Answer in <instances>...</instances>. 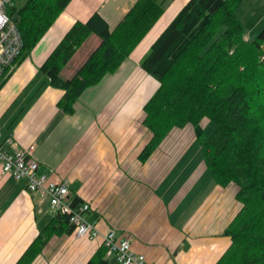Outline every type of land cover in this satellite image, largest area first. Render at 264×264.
<instances>
[{"label":"crops","instance_id":"crops-1","mask_svg":"<svg viewBox=\"0 0 264 264\" xmlns=\"http://www.w3.org/2000/svg\"><path fill=\"white\" fill-rule=\"evenodd\" d=\"M136 1L72 0L0 85V145L9 152L31 148L39 173L67 183L74 199L91 205L86 217L98 221L101 233L92 241L74 233L53 237L32 264H87L108 230L130 240L152 264H217L232 244L225 231L242 209L238 187H222L213 177H187L188 168L178 169L198 142L192 126L174 129L149 160L140 161L152 138L144 108L160 86L141 62L189 0H171L119 70L81 95L73 114L60 108L65 92L51 87L41 71L76 22L98 12L115 29ZM21 2L15 0L14 6ZM254 5L259 9L264 0ZM239 8L245 38L253 41L263 30L264 15L254 20L252 11L242 18ZM99 45L100 38L91 36L62 77H73ZM200 167L205 174L204 159ZM55 215L48 198L28 192L26 181L3 175L0 168V264H17ZM109 264L118 263L109 259Z\"/></svg>","mask_w":264,"mask_h":264},{"label":"trees","instance_id":"trees-1","mask_svg":"<svg viewBox=\"0 0 264 264\" xmlns=\"http://www.w3.org/2000/svg\"><path fill=\"white\" fill-rule=\"evenodd\" d=\"M72 0H23L9 10L23 38L26 58ZM171 0H137L115 29L98 12L76 22L41 67L53 88L65 92L60 108L116 73L163 16ZM243 0H189L142 59L159 81L144 108L152 138L140 154L145 163L174 129L190 125L207 169L222 187L235 184L242 209L226 229L232 244L217 264H264V28L246 40L237 15ZM100 45L70 79L62 71L87 40ZM216 125L208 137L202 122ZM82 201L74 199L75 204ZM69 216L58 213L17 264H32L46 242L73 234ZM102 245L87 264H109Z\"/></svg>","mask_w":264,"mask_h":264},{"label":"built area","instance_id":"built-area-1","mask_svg":"<svg viewBox=\"0 0 264 264\" xmlns=\"http://www.w3.org/2000/svg\"><path fill=\"white\" fill-rule=\"evenodd\" d=\"M14 2L0 0V85L16 69L24 46L21 32L9 14ZM0 168L3 175L16 181H26L28 192L48 198L53 212L68 215L77 237L92 241L101 235L98 221H90L86 217L91 205L75 204L67 183L54 182L46 174L39 173L40 165L31 148L9 152L0 145ZM103 245L107 251L106 258L114 259L118 264H152L145 255L132 249L130 240L118 237L114 230L103 235Z\"/></svg>","mask_w":264,"mask_h":264},{"label":"rangeland","instance_id":"rangeland-1","mask_svg":"<svg viewBox=\"0 0 264 264\" xmlns=\"http://www.w3.org/2000/svg\"><path fill=\"white\" fill-rule=\"evenodd\" d=\"M254 2H255V0H247L246 2H244L241 5L238 12L242 18L245 17L248 19L249 17H251L253 15L252 11L255 13L257 12L255 14L256 16L254 17V20H256L260 16L264 15V5L261 6V8H259V9L253 10L254 7H258L256 5H254ZM258 34H260V31L257 33V35H254L255 37H253V38H256V36H258ZM215 129H216V125L214 123L209 122V121L205 122V132H206L208 137H210L214 133ZM185 161L188 163V165L185 162L178 169H181V172H184L185 167L188 168L187 173H186L187 177H192V176L195 177V175H198V176L201 175L200 177H212L209 170L205 171L206 172L205 174H204V172L202 173V170H201V173H199V171H198L201 168L200 165L203 161L202 155H201V146L198 142H193L191 144V146L189 147L188 155H187V158Z\"/></svg>","mask_w":264,"mask_h":264}]
</instances>
